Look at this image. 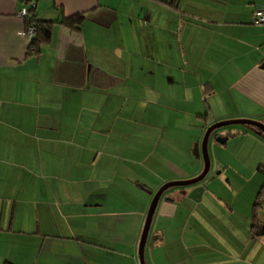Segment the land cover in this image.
<instances>
[{"label":"crops","instance_id":"obj_1","mask_svg":"<svg viewBox=\"0 0 264 264\" xmlns=\"http://www.w3.org/2000/svg\"><path fill=\"white\" fill-rule=\"evenodd\" d=\"M263 2L0 0V264H141L152 199L203 171L208 127L264 119V26L252 23ZM25 6L57 21L38 47ZM76 13L79 28L58 22ZM254 128L216 129L208 175L163 192L146 264H264ZM233 140L251 148L233 153ZM245 150V164L221 157Z\"/></svg>","mask_w":264,"mask_h":264},{"label":"water","instance_id":"obj_2","mask_svg":"<svg viewBox=\"0 0 264 264\" xmlns=\"http://www.w3.org/2000/svg\"><path fill=\"white\" fill-rule=\"evenodd\" d=\"M260 67L264 69V61ZM232 124L251 125V126L259 128L264 133V119L263 120H256L252 118L225 119V120L217 121L208 127V129L206 130L204 134L203 140H202V155L204 159L203 171L198 176L190 178V179L173 180V181L166 182L158 189V191L155 193L152 199V202H151V205H150L147 217H146V221H145V225H144V229H143V233L141 237L140 247H139V256H140L141 264H146L145 259H144L145 243H146L147 236H148V233L151 227V222H152V218H153L156 206L163 192L171 187L192 186V185H195L201 182L208 175L210 171V167H211V160H210L209 151H208V141H209L210 135L216 129L221 128L223 126L232 125ZM216 141L223 142L224 139L222 136H217ZM204 190H205L204 185L195 186L192 189V191L189 193V197L194 200H200Z\"/></svg>","mask_w":264,"mask_h":264},{"label":"trees","instance_id":"obj_3","mask_svg":"<svg viewBox=\"0 0 264 264\" xmlns=\"http://www.w3.org/2000/svg\"><path fill=\"white\" fill-rule=\"evenodd\" d=\"M30 1V0H25ZM177 0H172V2H176ZM34 6L31 8V13L33 14V17L35 19V24L37 27V36L33 39L31 45L40 46L41 43L46 42L49 40L51 36V25L56 23L57 21L53 20H43L38 19L36 15L34 14ZM85 18V15L82 13H76L70 16H63L58 22L65 24L71 28H79V26L82 24L83 20ZM27 25L30 24V21L27 20ZM257 128V127H256ZM259 129V128H258ZM260 130V129H259ZM259 170L264 174V163L260 165ZM264 194V184L261 188V190L258 193L257 200L255 203V209H254V218L255 223L253 225V231L255 234H264V225H260L259 221L257 219V208L260 205V200Z\"/></svg>","mask_w":264,"mask_h":264},{"label":"rangeland","instance_id":"obj_4","mask_svg":"<svg viewBox=\"0 0 264 264\" xmlns=\"http://www.w3.org/2000/svg\"><path fill=\"white\" fill-rule=\"evenodd\" d=\"M110 1L112 2L113 0H110ZM231 119H233V118H231ZM223 127H229V128H235V129L239 128V129H242L241 131H243V130H245V131H255V132L258 133V131L254 128V126H251V125L232 124V125H227V126H223ZM213 132H212V136H213ZM251 144H252L251 141L244 142V144H241L239 142V140H233V141L229 142L228 149L229 150H233V153H234L237 149H240L241 147L244 148V149H250L251 148ZM217 145H218V147H221V146L223 147L224 146V144H221V143H219ZM208 151H209V149H208ZM209 156H210V153H209ZM221 157L224 159L225 162H227L229 165L233 166L235 164H241V163L242 164H245L244 162H245V159H246L247 156H246V150H245L244 153L242 155H240V156H236V155L231 156V155H224V154H222ZM249 162L252 163V164H254L253 163L254 161H253V157L252 156H250ZM244 172H245V170H244ZM254 172L255 171H253L249 167L248 173L250 175H252ZM258 175H261L262 176V174H258Z\"/></svg>","mask_w":264,"mask_h":264},{"label":"built area","instance_id":"obj_5","mask_svg":"<svg viewBox=\"0 0 264 264\" xmlns=\"http://www.w3.org/2000/svg\"><path fill=\"white\" fill-rule=\"evenodd\" d=\"M31 8L32 6H25L18 12L20 16L25 17L28 21H30V24L28 25L27 31L25 33L30 43H32L33 39L37 36V27L33 14L31 13ZM252 23L255 25L264 26V2L254 9L252 15Z\"/></svg>","mask_w":264,"mask_h":264}]
</instances>
